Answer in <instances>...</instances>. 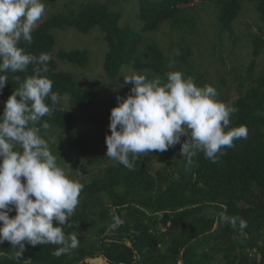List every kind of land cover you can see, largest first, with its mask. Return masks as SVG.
<instances>
[{
  "label": "trees",
  "instance_id": "trees-1",
  "mask_svg": "<svg viewBox=\"0 0 264 264\" xmlns=\"http://www.w3.org/2000/svg\"><path fill=\"white\" fill-rule=\"evenodd\" d=\"M194 2L214 3L217 36L226 33L233 41V23L246 2L253 4L264 23V0H139L141 32L157 31L167 22L183 33L173 45L172 56L156 42L147 43L139 53L140 35L120 25L122 13L113 10L109 1L86 0L75 9L65 6L66 10L47 17L34 28L32 43L22 40L20 46L33 55H50L46 75L53 81L52 90L85 113L95 104L101 84L80 87L74 74L60 70L59 63L84 68L90 62L89 52L54 51L53 31L71 28L87 34L99 29L107 46L103 69L110 80L116 79L125 65L164 80L175 70L194 79L197 71L190 61L194 51L186 39L197 34L201 17L192 5L180 8ZM248 25L252 57L248 79L246 83L239 80V97L229 104L238 108L230 118V127L246 126V139L235 140L215 163L200 152L189 165L177 144L162 153H148L154 159L151 167L141 156L132 170L118 162L106 166L83 183L80 203L64 226L66 236L77 237L78 247L55 256L59 245H26L18 260L16 249L5 241L0 244V264H264V67L258 75L253 74L264 51V28L258 25L253 30ZM32 67L8 73V83L0 92L3 108L19 86L17 77L23 81L32 74ZM47 103L51 104L50 99ZM42 120L49 125L41 129L44 139L53 128L69 133V150H88L89 137L77 132L76 116L63 107L61 99L52 115ZM66 157L71 159L69 154ZM221 213L237 218L236 226L222 222ZM115 217L123 223L115 225ZM239 219L247 222L243 230Z\"/></svg>",
  "mask_w": 264,
  "mask_h": 264
},
{
  "label": "clouds",
  "instance_id": "clouds-1",
  "mask_svg": "<svg viewBox=\"0 0 264 264\" xmlns=\"http://www.w3.org/2000/svg\"><path fill=\"white\" fill-rule=\"evenodd\" d=\"M45 13V0H0V92L8 73L33 66L23 81L17 77L19 86L0 113V244L9 242L18 260L26 245H59L53 255L60 256L79 244L74 234L66 236L64 226L80 203L84 184L72 177L70 165L66 169L57 163L41 134L49 127L42 118L50 117L61 99L46 75L51 57L20 46L22 40L32 43L33 30ZM166 77L149 78L135 71L123 76L124 85L132 87L126 97H116L110 111L105 156L132 170L141 155L180 144L187 164L200 152L215 163L235 140L247 138L246 126L230 127L238 108L221 101L214 86H198L180 70ZM220 220L233 226L237 222L225 213ZM114 223L123 221L115 217ZM246 227L239 219V228Z\"/></svg>",
  "mask_w": 264,
  "mask_h": 264
},
{
  "label": "rangeland",
  "instance_id": "rangeland-1",
  "mask_svg": "<svg viewBox=\"0 0 264 264\" xmlns=\"http://www.w3.org/2000/svg\"><path fill=\"white\" fill-rule=\"evenodd\" d=\"M86 0H45L46 13L37 23L39 25L47 17L66 10L65 6L77 8ZM97 2H111L112 9L120 11L122 18L121 26H128L140 35L141 46L150 42H156L167 56L174 54L173 45L180 39L183 33L173 29L167 22L157 31L143 33L141 32L140 22L137 18L139 0H88ZM194 6L197 8V14L201 20H198L197 34L193 37H187L186 41L191 43L193 56L191 62L195 65L197 74L195 82L198 86L212 85L217 89L218 97L221 101L230 104L239 97V80L248 79V66L251 61V45L248 34L250 27L255 28L259 25L264 28V23L259 18L251 3L246 2L239 17L234 21L236 40L229 38L226 33L218 35V27L215 24L214 3L200 5L194 2L190 5H180V8ZM72 6V7H71ZM56 50L86 49L89 52L90 62L84 68H79L66 63H59V69L72 72L80 87L88 86L94 82H99L101 88L98 90L95 104L88 112L80 113L68 97H62V105L75 114L78 129L77 132H83L89 137L88 150L75 147L71 150L66 147L68 144L69 133L51 129L46 136L49 148L53 155L57 157V163L68 169L73 178L80 180L82 183L91 179L93 174L100 172L106 166L114 165L117 161L108 158L106 155V134L110 135L108 127L110 120V111L117 105L116 97H126L129 94L131 84L124 85L123 76L132 74L133 71L140 74H147L149 78L155 77L147 71L135 70L130 66H123L120 74L116 79L110 80L106 77L103 69V58L107 51V46L102 39L99 29L95 28L87 34H80L71 28L63 30H54ZM264 67V51L256 60V66L253 74L258 75ZM246 83V82H245ZM3 103L0 102V109ZM71 159H67V155ZM148 167L153 166L154 159L149 154L141 155ZM73 159V162H72ZM66 162V163H65ZM68 163V164H67ZM70 165V166H69ZM155 167V166H154ZM15 211L10 213L14 216Z\"/></svg>",
  "mask_w": 264,
  "mask_h": 264
}]
</instances>
